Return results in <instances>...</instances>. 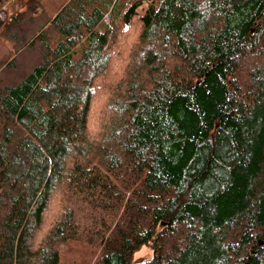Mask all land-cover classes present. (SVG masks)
Listing matches in <instances>:
<instances>
[{"label": "trees", "instance_id": "1", "mask_svg": "<svg viewBox=\"0 0 264 264\" xmlns=\"http://www.w3.org/2000/svg\"><path fill=\"white\" fill-rule=\"evenodd\" d=\"M1 45L0 264H264V0H0ZM80 153L175 182L144 222Z\"/></svg>", "mask_w": 264, "mask_h": 264}, {"label": "rangeland", "instance_id": "2", "mask_svg": "<svg viewBox=\"0 0 264 264\" xmlns=\"http://www.w3.org/2000/svg\"><path fill=\"white\" fill-rule=\"evenodd\" d=\"M6 49L0 46V56L5 54ZM113 51L109 50L111 54ZM7 119L0 115V127L9 125ZM74 167L69 175L71 184L80 180L78 189L85 192L88 201L98 204L103 194L111 192L114 188L120 191L117 197L128 203L129 211L132 215L144 222H147L152 211L162 205L166 196L170 192V186L175 179L164 180V186L160 187L163 180L157 172L147 167L143 162V157L138 160V175L135 179L128 180L120 176H111L101 171L94 163L89 162L83 153L78 154L73 160ZM151 248L147 245L142 246L132 256V263H138L151 257ZM72 255L69 253L62 264H72ZM92 262L91 255L86 256Z\"/></svg>", "mask_w": 264, "mask_h": 264}, {"label": "bare ground", "instance_id": "3", "mask_svg": "<svg viewBox=\"0 0 264 264\" xmlns=\"http://www.w3.org/2000/svg\"><path fill=\"white\" fill-rule=\"evenodd\" d=\"M110 15V14H109ZM104 23V22H103ZM115 33V32H114ZM118 33V32H117ZM117 33H115L116 35H117ZM119 33H121V32H119ZM118 33V34H119ZM127 33H129V32H127ZM131 34V36H134L133 34H134V32H133V34H132V32L130 33ZM126 35V34H125ZM119 36V35H118ZM123 36V35H122ZM123 38V37H122Z\"/></svg>", "mask_w": 264, "mask_h": 264}]
</instances>
